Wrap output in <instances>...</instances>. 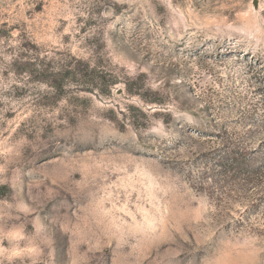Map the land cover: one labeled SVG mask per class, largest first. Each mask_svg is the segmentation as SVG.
<instances>
[{"label":"rangeland","instance_id":"obj_1","mask_svg":"<svg viewBox=\"0 0 264 264\" xmlns=\"http://www.w3.org/2000/svg\"><path fill=\"white\" fill-rule=\"evenodd\" d=\"M263 67L264 0H0V264H264L196 186Z\"/></svg>","mask_w":264,"mask_h":264},{"label":"trees","instance_id":"obj_2","mask_svg":"<svg viewBox=\"0 0 264 264\" xmlns=\"http://www.w3.org/2000/svg\"><path fill=\"white\" fill-rule=\"evenodd\" d=\"M259 92L262 99L259 119L253 122V127L248 126L246 133L230 137L224 132L223 145L206 155V163L196 181L200 190L221 191L223 206H231L243 194L250 196L248 204L252 209L264 207V85L259 87ZM257 133L260 140L253 146Z\"/></svg>","mask_w":264,"mask_h":264}]
</instances>
